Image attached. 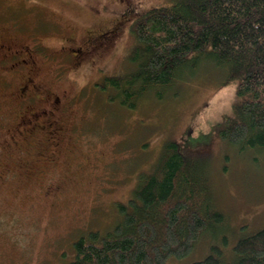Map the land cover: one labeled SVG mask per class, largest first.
Returning a JSON list of instances; mask_svg holds the SVG:
<instances>
[{"label":"rangeland","instance_id":"374dc122","mask_svg":"<svg viewBox=\"0 0 264 264\" xmlns=\"http://www.w3.org/2000/svg\"><path fill=\"white\" fill-rule=\"evenodd\" d=\"M167 3L0 0V43L12 50L0 63V264H70L78 235L113 226L117 202L131 196L138 175L151 169L164 142L173 139L205 170L225 222L220 238L204 235L188 256L171 257L167 264H190L212 245L232 260L237 240L264 228L263 154L253 160L254 150L241 152L220 132L236 101L235 83L223 85L225 72L204 62L192 79L175 82L179 94L144 97L135 109L106 102L93 88L105 75L130 68L132 19ZM128 7L134 12L127 13ZM118 18L122 28L112 45L88 53L79 67L70 62V47ZM26 45L32 55L15 51ZM23 59L27 64L18 66ZM29 77L49 92L38 88V98L21 103L22 94L33 91L21 90ZM53 105L51 117L43 112L34 128L16 127L18 116H26L24 121ZM50 121L66 129L48 133Z\"/></svg>","mask_w":264,"mask_h":264},{"label":"trees","instance_id":"16d2710c","mask_svg":"<svg viewBox=\"0 0 264 264\" xmlns=\"http://www.w3.org/2000/svg\"><path fill=\"white\" fill-rule=\"evenodd\" d=\"M169 1L132 19L130 68L105 75L93 88L106 102L135 109L144 97L179 94L175 82L192 79L204 62L213 64L225 72L223 85H236L221 136L241 152L254 150L255 161L263 154L264 161V0ZM162 146L151 169L138 175L131 196L117 202L113 226L78 235L70 264H167L171 257L188 256L204 235L222 236L225 214L215 207L205 170L177 140ZM233 253L227 260L212 245L190 264H264V228L239 238Z\"/></svg>","mask_w":264,"mask_h":264},{"label":"flooded vegetation","instance_id":"af4514ba","mask_svg":"<svg viewBox=\"0 0 264 264\" xmlns=\"http://www.w3.org/2000/svg\"><path fill=\"white\" fill-rule=\"evenodd\" d=\"M122 23L123 22L120 20H114L113 23L106 26V29H103V27H102V29H99V30H91L89 32V35H87L84 38L85 40L83 42H81V44H79L78 48L70 47L68 52H70L69 57L71 58V62H74L73 64L74 65L76 64L75 66L79 67L82 64L81 60L86 57L85 55H87L88 53H93L95 51L100 52L103 47L112 45L111 43L114 41V39L115 38L117 39L119 36L118 33H120V30L122 28V26H121ZM27 46H29V45H26L24 47V49L19 48L18 50H15V51H27L30 55H32L31 54L32 52L29 50V47H27ZM10 51L12 52L11 46L0 43V54H3V56L0 57V63L2 60H5V59H7L8 56H10V55H4V53H9ZM16 54L17 53L14 54L13 58L15 57ZM4 56H7V57H4ZM2 57H4V58H2ZM27 62H28V59H23L22 61L16 62V64L17 65L18 64L24 65V64H27ZM31 63H32V61H31ZM34 64L32 63V65H34ZM12 66H14V65H12ZM32 80L33 79L31 77H29L27 82L25 83V85L21 88L22 92L25 94H28V92L31 89L33 90L28 95L22 94V97H24V98H22L21 103H23L26 99L30 98L31 96H34L37 98L39 97L35 94V91L38 90L39 86L37 84L33 83ZM29 82H32L30 86L28 84ZM29 87H30V90H28ZM39 89H41V88H39ZM41 91L44 92V94H45V92H49L48 90H45V89H41ZM59 101H60V99L58 98V96H55V98L52 102L54 104H57ZM55 107H56V105H53V108H51L50 110H49V108L44 107V108H41L40 111H38V110L32 111L31 112L32 115L29 116L24 121H23V119L26 116H18L17 120H16V127L17 128L19 127V130L24 132V130H26V128H29V125L31 127H33V125H38V118L40 116H44L43 112L49 114L48 118H50L52 112H54L53 110ZM48 124H50V126H48V128L50 129L48 131V133H51V134H55L59 130H65L66 129L65 124H58V123H56V121L55 122L50 121ZM55 124H57V125H55ZM24 125H26L28 127H25L23 130L22 126H24ZM41 128H42V126H41Z\"/></svg>","mask_w":264,"mask_h":264}]
</instances>
